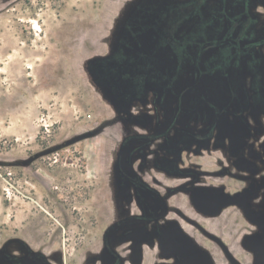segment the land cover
Instances as JSON below:
<instances>
[{
    "label": "rangeland",
    "instance_id": "1",
    "mask_svg": "<svg viewBox=\"0 0 264 264\" xmlns=\"http://www.w3.org/2000/svg\"><path fill=\"white\" fill-rule=\"evenodd\" d=\"M259 1L253 24L264 32ZM140 2L0 0V250L42 251L57 264L100 251L102 232L123 215L114 182L122 153L144 180L167 176L157 188L173 208L168 219L178 218L201 249L183 246L177 231L176 244H153L154 225L136 220L125 264H176V245L188 263L264 264V97L255 101L245 82L249 98L216 113L206 141L191 134L213 115L184 111L172 122L154 97L135 98L118 75L138 46L129 42L130 17ZM257 48L264 54V43ZM221 83L218 109L229 104ZM130 206L140 214L138 197Z\"/></svg>",
    "mask_w": 264,
    "mask_h": 264
},
{
    "label": "flooded vegetation",
    "instance_id": "2",
    "mask_svg": "<svg viewBox=\"0 0 264 264\" xmlns=\"http://www.w3.org/2000/svg\"><path fill=\"white\" fill-rule=\"evenodd\" d=\"M257 3L260 4V1L143 0L138 3L130 17L133 28L129 41L138 46L136 50H128V61L132 65L126 72L120 71L118 80L122 83L121 87L130 85V94L139 100L157 99L165 110L172 111L169 116L171 121L184 111L197 118L213 115L212 122L197 127L199 132L207 130L204 136L196 130L191 134L197 141H206L217 129L215 114H230L241 97L243 100L249 98L245 82H250L255 101L264 97V54L257 48L258 43H264V32L253 24L257 18L258 21L262 18V10L254 8ZM123 45L117 54L118 62L127 50L128 44ZM216 80L222 81L221 86L229 103L219 109L215 100ZM235 111V117L239 118L236 121L243 123L242 106ZM233 120L230 119L229 126L234 124ZM114 162L115 188L123 202V215L102 232L100 251H94L95 254L87 256L81 264H125L123 255L126 252L131 256L130 243L136 234V220L154 225L155 228L150 229L153 244L155 240H161L160 244L168 248L167 244H176L174 238L178 235L182 239L178 242L184 240L186 243L183 246L187 248L188 243L200 252L194 237L185 231L181 221L178 218L168 219L173 208L168 204L166 193L164 195L157 188L164 189L167 176L163 174L159 179L148 174L150 180H144L129 168L130 160L122 153ZM177 171L180 172L179 168ZM135 197L139 201V215L135 212L136 208L134 211L130 206ZM126 246L129 248L126 249ZM183 246L176 245L177 250L170 249V252L176 253L175 263L195 264L193 260L188 263ZM9 258L12 264H57L42 251H38L31 260L13 254ZM67 262L64 260L62 264Z\"/></svg>",
    "mask_w": 264,
    "mask_h": 264
},
{
    "label": "water",
    "instance_id": "3",
    "mask_svg": "<svg viewBox=\"0 0 264 264\" xmlns=\"http://www.w3.org/2000/svg\"><path fill=\"white\" fill-rule=\"evenodd\" d=\"M29 256H28V258H27V260H31V259H33V257H35L36 255H37V253L36 252H34V251H30L29 252ZM1 256H3V258H5V259H7V258H9V255L7 254V251H6V248L5 247H3L1 250H0V257ZM2 258V257H1ZM0 258V259H1ZM46 264V263H45Z\"/></svg>",
    "mask_w": 264,
    "mask_h": 264
}]
</instances>
